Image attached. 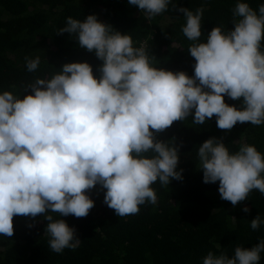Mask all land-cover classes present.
I'll return each mask as SVG.
<instances>
[{"label":"clouds","instance_id":"9594fccd","mask_svg":"<svg viewBox=\"0 0 264 264\" xmlns=\"http://www.w3.org/2000/svg\"><path fill=\"white\" fill-rule=\"evenodd\" d=\"M127 2L151 20L172 0ZM172 9L185 19L181 31L191 42L192 76L156 67L145 44L135 46L130 35L96 15L82 21L69 16L57 35L74 36L94 53L102 62L99 76L87 62L65 63L50 79L24 85L30 94H0V236L14 235V217L42 216L50 251H74L81 240L63 217L86 218L97 186L103 203L126 217L157 203L154 183L168 187L183 180V169L177 171L183 145L157 139L174 122L191 116L203 126L215 117L217 128L227 131L237 123L264 125V3L257 11L238 0L233 27H214L206 42L200 39L203 7ZM25 62L32 73L41 61L26 56ZM197 158L203 183L218 182L220 198L234 207L253 190L264 195V154L254 145L230 152L222 137H211ZM262 223L257 215L250 227L256 231ZM262 252L264 239L250 249L236 246L231 256L209 251L202 264H260Z\"/></svg>","mask_w":264,"mask_h":264},{"label":"trees","instance_id":"16d2710c","mask_svg":"<svg viewBox=\"0 0 264 264\" xmlns=\"http://www.w3.org/2000/svg\"><path fill=\"white\" fill-rule=\"evenodd\" d=\"M238 0H172L168 11L148 20L143 12L129 6L127 0H0V94L10 91L23 95L24 85L35 79H50L63 64L87 62L94 75L99 61L94 53L81 49L74 36L57 35L66 19L83 20L96 15L131 36L135 46L145 44L156 67L194 75V58L188 54L190 41L181 31L185 19L172 9L203 7L201 41L214 27L226 31L232 26V9ZM258 11L264 0H242ZM206 42V40L204 41ZM40 57L35 72L26 69L25 57ZM229 105L238 102L225 97ZM193 117L173 125L157 139L175 138L180 147L177 171L183 169V180H172L168 187L154 183L155 205L140 206L138 214L117 217L103 203L99 186L89 195L95 206L86 218L63 217L76 229L81 240L76 250L62 254L51 252L44 236L47 221L14 217V235L0 236V264H202L209 251L233 255L236 246L251 248L264 239V223L253 231L250 222L257 215L264 220V195L253 190L247 200L235 207L220 198L218 182L204 184L198 171V147L211 137L223 138L236 152L243 143L254 145L264 154V125L237 123L231 131L220 130L215 117L205 125L192 123ZM248 207L250 212L242 211ZM235 218V219H233ZM33 224V227H29ZM260 264H264V252Z\"/></svg>","mask_w":264,"mask_h":264}]
</instances>
